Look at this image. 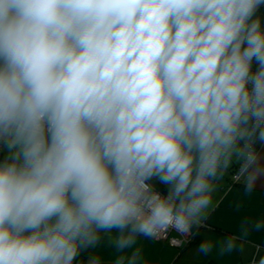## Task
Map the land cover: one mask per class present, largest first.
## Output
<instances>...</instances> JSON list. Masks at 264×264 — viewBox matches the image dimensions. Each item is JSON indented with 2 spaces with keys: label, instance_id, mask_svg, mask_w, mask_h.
I'll return each instance as SVG.
<instances>
[{
  "label": "clouds",
  "instance_id": "1",
  "mask_svg": "<svg viewBox=\"0 0 264 264\" xmlns=\"http://www.w3.org/2000/svg\"><path fill=\"white\" fill-rule=\"evenodd\" d=\"M262 9L0 0V264H85L104 237L141 264L138 237L203 227L234 165L245 194L264 184Z\"/></svg>",
  "mask_w": 264,
  "mask_h": 264
},
{
  "label": "crops",
  "instance_id": "2",
  "mask_svg": "<svg viewBox=\"0 0 264 264\" xmlns=\"http://www.w3.org/2000/svg\"><path fill=\"white\" fill-rule=\"evenodd\" d=\"M2 156L0 153V159ZM237 167L234 165L218 184L213 196L215 206L210 210L207 221L203 227L193 230L195 241L179 250L164 241L138 237L136 246L142 249L141 264H251L254 258L264 255V229L251 230L257 220L264 219V184H258L251 194H245L241 183L233 184L232 174ZM156 187L161 192L165 191L162 185L157 184ZM246 229H250L248 235H244ZM229 236L237 237V247L230 254L220 255L219 249ZM205 239L215 244L208 255L196 251ZM90 253L99 255L102 264H112L117 255L106 237L97 248L82 253L78 260L84 261L85 256L88 259Z\"/></svg>",
  "mask_w": 264,
  "mask_h": 264
},
{
  "label": "built area",
  "instance_id": "3",
  "mask_svg": "<svg viewBox=\"0 0 264 264\" xmlns=\"http://www.w3.org/2000/svg\"><path fill=\"white\" fill-rule=\"evenodd\" d=\"M235 171L233 172V174L235 173ZM233 174H232V176H233ZM235 183H237V182H235L233 180V184H235ZM157 240L164 241V242L168 243L169 245H171L172 247H175L179 250H183V249L187 248L188 246H190L194 242L195 233H194V231H192L188 235H182L181 233H179L175 230H170V231H167L165 233H162L160 235V237L157 238ZM257 253H258V251H257ZM257 253H256V255H257Z\"/></svg>",
  "mask_w": 264,
  "mask_h": 264
},
{
  "label": "trees",
  "instance_id": "4",
  "mask_svg": "<svg viewBox=\"0 0 264 264\" xmlns=\"http://www.w3.org/2000/svg\"><path fill=\"white\" fill-rule=\"evenodd\" d=\"M194 230V229H193ZM195 241V240H194ZM87 261V256L84 257V262L86 263ZM211 264V263H210Z\"/></svg>",
  "mask_w": 264,
  "mask_h": 264
}]
</instances>
